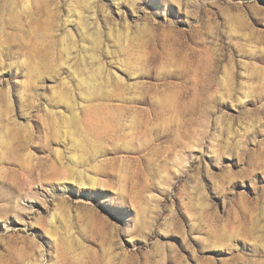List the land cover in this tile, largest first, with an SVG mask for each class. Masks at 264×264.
I'll list each match as a JSON object with an SVG mask.
<instances>
[{"label": "rangeland", "instance_id": "obj_1", "mask_svg": "<svg viewBox=\"0 0 264 264\" xmlns=\"http://www.w3.org/2000/svg\"><path fill=\"white\" fill-rule=\"evenodd\" d=\"M0 264H264V0H0Z\"/></svg>", "mask_w": 264, "mask_h": 264}]
</instances>
